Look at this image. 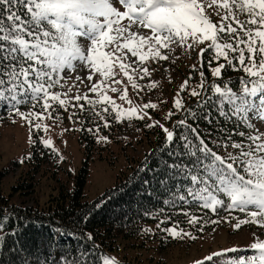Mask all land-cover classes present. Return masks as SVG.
I'll return each mask as SVG.
<instances>
[{
	"label": "snow or ice",
	"instance_id": "obj_1",
	"mask_svg": "<svg viewBox=\"0 0 264 264\" xmlns=\"http://www.w3.org/2000/svg\"><path fill=\"white\" fill-rule=\"evenodd\" d=\"M222 8L223 16L213 22L198 0H0V110L14 113L37 130L48 127L37 121L52 103L66 108L69 100L81 112L85 105L80 101L87 102V119L100 122L94 124L96 132L101 124L108 128L125 117L145 120L147 127L161 129L164 138L137 169L135 179L142 185L137 195H152L153 189L164 193L157 209L143 213L158 219V227L171 220L162 232L171 237L190 235L172 216L183 214L189 225H195L201 222L195 211L218 209L245 213L250 222L264 228V133L248 122L250 115L264 120V0H223ZM172 45L198 49V65L192 69L199 81L188 92L198 98L194 104L185 108L180 98L175 99L182 118L170 130L142 109L121 108L107 93L122 91L121 73L133 88L138 87L134 76L149 72L144 61L167 59L164 51ZM205 65L214 79L205 75ZM226 67L245 74L238 78V91L231 87V79H223ZM78 68L86 71L88 91L95 97L64 98L66 94L56 90L63 87L64 74L70 76ZM190 79L191 74L181 90L189 87ZM123 91L126 99L127 89ZM155 107L143 105V109ZM171 116L169 112L168 119ZM200 122L207 127L201 128ZM229 122L232 127H227ZM84 130L93 132L92 127ZM97 139L110 142L108 136ZM33 143L49 148L53 141L37 134ZM153 159L156 164L150 166ZM100 207L96 202L86 208L79 222L86 224L92 209ZM11 220L8 210L0 214V250L12 239L10 259L0 264H97L99 246L91 233L67 230L54 222L48 225L53 242L57 235H71L84 243L74 254L54 256L51 244L47 255L31 253L20 246L17 237L22 229L18 224L10 227ZM17 220L41 224L27 217ZM252 235L249 247L256 254L229 264H264V240ZM101 256L103 264H119L114 257ZM205 259L211 262L212 256Z\"/></svg>",
	"mask_w": 264,
	"mask_h": 264
},
{
	"label": "trees",
	"instance_id": "obj_2",
	"mask_svg": "<svg viewBox=\"0 0 264 264\" xmlns=\"http://www.w3.org/2000/svg\"><path fill=\"white\" fill-rule=\"evenodd\" d=\"M219 6L221 7V4ZM205 57H207V53ZM195 64L198 65V60ZM204 72L209 80L214 79L211 77L207 65L204 67ZM222 73L223 79H231L233 81L231 85L233 89H239L238 78L245 76L242 71H233L226 67L222 70ZM184 74H187V78L191 74L187 89L181 90L179 88L174 99L169 98L160 103L158 99L156 107L148 109L155 112V115H153L154 120L159 121L160 117L164 125L170 130L172 129L173 123L182 118V115L174 107L175 99L180 98L185 108L194 104L196 99H198L188 94L191 87H194L199 81L198 73L190 67L186 68ZM80 103L85 105V111L81 112L79 110V115L73 116V118L74 122L81 129L82 139L83 137L86 139V151L89 155L92 153V149L98 144L97 137L99 135L108 136L116 142L123 143V141H127L128 143L142 144L145 146V152L139 159L131 158L126 168L118 176L115 185L107 188L93 200H88L84 192V186L88 176V167L86 165L74 177L72 187L69 188L64 183H60L56 192L52 190L49 193L50 195L48 194L43 201L37 200V203H13L10 197L5 195L0 189V214L8 210L9 215H12L9 226L18 224L22 229L17 237L20 241V246L31 253H42L44 255H47L50 250V244L54 256H58L61 252H67L69 254L76 253L80 245L84 242L78 241L71 235H57V240L53 242L54 234L50 231L48 225L58 222L66 226L67 230H76L77 232L83 230L92 234L95 243L99 246L97 256L94 258L97 264H103L101 253L116 258L119 264H196L197 261L191 263L181 261V259L190 245L200 248L207 234L212 233L217 227L226 228L230 233L241 230L255 231L256 224L250 222V218L245 213L233 211L229 214L227 211L218 209L216 213H212L209 210L195 211V214L201 219V222L195 225H189L183 214L172 216L173 220L180 221L179 228L183 229L184 232L190 233V235L181 234L178 237H171L162 232L161 228L170 227L172 221H166L158 227V219L149 218L143 213L146 210L157 209L162 204L164 193L153 189L152 195H137L141 191L142 185L135 179L137 169L141 166V163L150 151L161 145L164 138L162 130L156 126L151 128L147 127L145 120L134 118L138 122L136 125L139 128V132L134 138L127 140L120 138L118 135V122L110 123L108 128H104L101 124L99 132H96L94 124L100 122L89 121L87 119V109L89 106L84 100L80 101ZM5 112L0 110V119L7 114ZM169 112H172L170 119L167 117ZM109 119L111 118L109 117ZM187 123H192V121L188 120ZM221 123H224V121H221ZM232 126L231 122L227 124V127ZM89 127L93 128V132L84 130ZM200 127L204 128L207 125L200 122ZM244 130L248 131L247 128ZM32 146L33 155L31 157L35 159L34 169L37 172L39 167H41V161L45 160L49 155L53 157V153L50 148H44L42 144L32 143ZM101 148H104V146H101ZM41 152L43 155H41ZM13 164L15 166L16 162ZM155 164L156 160H151L150 166H154ZM143 176L146 179L149 178L146 171L143 173ZM39 181L40 177L35 178L31 174L30 177L21 180L15 188L25 189L26 191H23L24 194L28 189H30V192L36 191V186ZM96 202H100L101 207L92 209V215L86 224L80 223L81 213L86 208H91ZM17 217H27L31 220L39 221L41 224L37 226L35 223H28V220H17ZM245 220H249V222H244ZM237 224H239V227H236ZM145 228L151 229V232L141 231ZM11 243L12 239L9 238L7 244L0 250V261L10 259L8 246ZM174 251L177 253L178 260L170 261L169 256ZM245 252L256 253V250L251 248L236 249V251H232V249L218 250L211 252V254L206 255L198 261H201V264H229V261L235 260L234 255H240ZM216 253L222 254L213 255ZM209 256H212L211 262L205 259Z\"/></svg>",
	"mask_w": 264,
	"mask_h": 264
},
{
	"label": "rangeland",
	"instance_id": "obj_3",
	"mask_svg": "<svg viewBox=\"0 0 264 264\" xmlns=\"http://www.w3.org/2000/svg\"><path fill=\"white\" fill-rule=\"evenodd\" d=\"M198 2L201 3L205 15H208L213 22H217L223 16V0H198ZM241 18L243 19V17ZM143 50L148 51L147 48ZM197 52L198 49L191 50L187 46L172 45L169 50L164 51L167 59H148L144 61V66L149 68V72L134 76L138 87L133 88L132 84L127 81V77H124L121 73L119 78L122 79V83L118 87L122 91L113 93L109 90L107 94L112 96L121 108L133 107L143 111H145L143 105L146 103L157 105L158 99L159 103L169 98L174 99L180 85L187 78V74H184L186 68L192 67L198 60ZM128 55L130 56L131 53L129 52ZM135 59L139 64L138 58ZM86 74V71L79 68L77 72H73L70 76L64 74L65 79L61 81L63 87H58L56 90L66 94L64 98L74 97L77 94L95 97V93L88 91L91 85L84 78ZM77 75L81 77V80L75 79ZM95 80L96 76L94 75L93 81ZM124 89H127L126 99H122ZM75 103L74 100H69L66 108H61L52 103L54 105L45 112L41 120L37 121L42 125H47L46 129L43 127L40 130L30 128L28 123L14 113L7 114L0 119V189L10 197L13 203L33 204L37 203V200L43 201L52 190L55 192L58 190L60 183H64L69 188L72 187L74 177L77 176L84 165L88 167L84 192L88 200H93L107 188L115 185L118 176L126 168L131 158L139 159L143 156L145 152L144 145L128 143L127 141H123V143L116 142L112 138H109L110 142L107 143L97 139L98 144L89 155L86 151V139L84 137L82 139L81 129L74 122L73 116L79 115V109L73 107ZM22 110L27 109L22 107ZM36 110L39 111L40 108L37 107ZM146 112L153 119L155 112L150 110H146ZM133 118L125 117L122 123L118 122V135L120 138L127 140L138 134L139 128L136 125L138 122ZM159 122L163 123L160 117ZM248 122L253 124L254 129L264 133V120L255 119L250 115ZM37 134L42 138L53 141V144L49 147L53 157L49 155L45 160H42L41 167L36 172L34 169L35 159L29 158V154L33 155L32 143L37 139ZM101 146H104V148H101ZM60 156H63L64 159L60 160ZM14 162H16L15 166ZM31 174L35 178L40 177L36 191L30 192V189H28L24 194L25 189L15 188L21 180L30 177ZM254 230H241L230 233L226 228L217 227L212 233L207 234L200 248L190 245L181 261L193 263L203 259L213 251L250 248V243L254 242L253 233L260 240H264V235H261L264 228L256 224ZM255 254L251 252L242 253L239 259ZM169 259L170 261H177V253L172 252Z\"/></svg>",
	"mask_w": 264,
	"mask_h": 264
}]
</instances>
